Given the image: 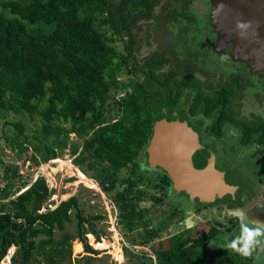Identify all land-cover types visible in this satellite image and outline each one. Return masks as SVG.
<instances>
[{"label": "trees", "instance_id": "1", "mask_svg": "<svg viewBox=\"0 0 264 264\" xmlns=\"http://www.w3.org/2000/svg\"><path fill=\"white\" fill-rule=\"evenodd\" d=\"M159 1L2 0L0 5V121L8 112L27 115L30 120L35 115L38 118L31 130L22 119H4L0 131L5 142L18 156L30 151L25 160L31 167L68 151L84 175L95 180L103 192H112L118 223L132 245L159 237V229L151 225L140 204L160 203L162 196L156 193L163 194L172 181L160 168L163 174L149 182L140 172L138 158L141 153L147 157L146 147L162 106H173L170 93L160 98L152 86L154 81L171 92L168 77L161 80L153 73L154 64L165 60L148 56L135 63V72L145 73L142 80L118 82L116 77L127 70L134 24L152 18ZM117 41L123 44L124 52L114 46ZM189 76L185 72V86H189ZM175 86L178 97L180 81ZM230 98V91L224 88L215 97L213 102L222 108L210 132L221 135L224 123L229 122L240 129L241 146L264 147V121L237 120L226 110ZM190 109L195 113L192 106ZM203 110L209 114V106ZM71 134L81 143L72 140ZM17 168L12 174L5 172L7 179L0 185V261L10 246H15L10 264H26L39 254L46 263H53L54 232L72 220L80 251L97 254L90 240L91 236L96 242L105 238L96 228L103 216L84 214L78 194L54 209H42L54 190L42 176L12 190L16 178H21ZM124 169L127 173L120 178ZM22 187L25 189L19 192ZM178 194L189 198L182 190ZM228 203L234 208L243 204L235 197ZM130 232H134L132 237L127 234ZM191 233L186 229L169 235L167 246L154 249L153 257L126 254L142 260L141 264H204L220 230L211 225L203 234ZM40 236L46 238L37 240ZM243 262L233 258L224 264Z\"/></svg>", "mask_w": 264, "mask_h": 264}, {"label": "rangeland", "instance_id": "2", "mask_svg": "<svg viewBox=\"0 0 264 264\" xmlns=\"http://www.w3.org/2000/svg\"><path fill=\"white\" fill-rule=\"evenodd\" d=\"M115 1L118 2V0ZM173 3L174 0H162L155 7L153 20H155L154 23L156 25L166 21L168 18L167 14L175 8L172 5ZM206 3H208L207 0H191L192 8L190 9L194 12L190 13L193 14L195 20H204L206 18L208 11ZM185 8L186 5L178 7L179 10H184ZM136 24L134 34L138 44L133 48L134 55L141 61L145 54L154 53L155 55L158 54V57H162L161 53L163 52L161 51L158 37L160 35L152 33L156 25L142 21ZM114 46L119 51L124 49L120 41L116 42ZM158 73L162 74L161 71ZM119 76L121 79H127L128 76L130 78L133 76L141 77L139 73L133 74L128 70L122 71ZM257 88H261L260 85ZM231 107L232 114L237 120L264 121V91H260V96L257 95L256 91L246 92L243 94L241 101L236 99L231 102ZM4 119L10 121L22 119L29 130L33 128L34 122L38 120L36 115L33 120H30L27 115L15 116L12 112L6 113L0 124ZM8 132L11 133V130ZM221 132L220 137L208 136L207 142H210L216 149L217 168L224 172L225 179L229 184L237 187L234 196L231 195V198L224 197L220 201L211 203L192 202L184 194H178V191L173 190L172 186H167L163 194H160L161 192L156 193L162 196L160 203L153 204L151 201H144L140 204L148 212L146 215L147 218H151V225L159 229V237L147 243H142L139 240L136 245L130 244L119 223L116 224V233L118 234L115 235L109 230L108 204L111 201L112 192L110 194L103 192L93 179L91 180L94 182V187L87 184L88 182H84L77 175L78 167L73 164L72 156L67 153L68 151L52 159L53 161L50 160L39 166L31 167L29 162L25 160L31 152L27 151L18 156L17 153L10 150L2 131H0V185L7 179L5 172L8 171L9 174H12L15 166L18 167L17 174H20L21 178H16L17 180L14 181L15 185L11 187L12 190L23 184L29 185L37 175L49 172L52 175L49 177L52 180L49 188L54 190V194L43 202L42 209L50 208L55 204L58 205L70 196L78 194L83 213L87 215L96 213L103 216L100 221H97L96 228L99 234L109 238L111 243H116L119 252H121V254L119 253L120 255L114 252L115 247L109 246V242H104V245L102 243L96 244V241L91 236V247L98 250V253L94 255L84 254L82 248L80 251L78 240L75 238V221L72 220L66 223L63 230H55L54 232V243L51 245L50 255L53 263L50 264H141L143 263L142 260L131 259L126 252L141 257L144 256V258L153 257L154 249L167 246V237L169 235L191 229V234L197 236L205 233L211 225H215L220 230V233L214 241L213 248H211L209 259L204 264H224L227 260L233 258L237 262L244 261L243 264H264V251L257 249L251 257H242L232 250L224 248L228 240L239 234L238 221L233 217L227 216L225 209H244L250 220L258 219L264 221V147L257 145L241 146L239 143L240 129L233 124H225ZM71 139L76 143H81V140L73 134H71ZM145 157L144 153H141L138 158L141 166L140 172L144 173L149 182L154 181L155 177L158 180V175L163 174L162 170L148 165L146 162L147 157ZM56 159L58 161H54ZM126 173L125 169L121 170L119 177H124ZM24 189L25 187L20 188L19 192ZM152 191L154 190L152 189ZM19 192L17 191L16 195ZM234 197L241 200L243 204L236 208L232 207L228 202L233 200ZM127 234L132 237L134 232ZM120 237L127 243V246H130L129 248L123 247ZM43 238L46 237L40 236L37 240ZM106 244L109 247L103 249L104 247L102 246L106 247ZM10 248L15 250L14 246ZM85 255H87L86 258L84 257ZM5 262L1 264H6ZM26 264L48 263L39 254V256L35 255L32 260L27 261Z\"/></svg>", "mask_w": 264, "mask_h": 264}, {"label": "flooded vegetation", "instance_id": "3", "mask_svg": "<svg viewBox=\"0 0 264 264\" xmlns=\"http://www.w3.org/2000/svg\"><path fill=\"white\" fill-rule=\"evenodd\" d=\"M211 1L207 0L206 6H208V11L204 20H195L193 14L190 13L194 12L190 9L192 8L191 0H174L172 5L175 8L167 14L168 18L166 21L159 25L154 23V12L152 18L141 20L142 22L156 25H153L154 30L151 32L160 35L156 34L159 37V44L163 52L161 53L162 57H158V54L155 55L154 53L150 55L145 54L142 57V61L148 56L150 58L165 60L162 63L154 64L153 73L161 80L165 76L168 77L171 92L154 81L152 86L153 90L156 89L160 98L165 96L164 94L170 93L171 97H168V99L172 101L173 107L162 106L161 109H171L175 111L178 117L190 121L197 132V144L216 154V149L210 142H207L208 136H221L214 135L209 129L222 108L221 105L213 102L215 97L218 96V92L222 91L223 88L230 91L231 98L226 103V110L232 113L231 102L236 99L237 101H241L244 93L256 91L257 95L260 96V91H264V72L249 69L244 62L233 58L230 53L231 48H233L232 36L228 37L226 31L223 32L222 27L219 26L220 24L210 19V12L212 10ZM179 3L181 6L186 5V8L179 10ZM183 12H187V14H182ZM136 25L135 23L132 28L134 35L133 48L138 44L134 34V27ZM133 48L132 55L127 59L126 69L130 73H139L141 75L140 78L137 76L131 78L142 80L145 73L135 72L134 67L135 63L140 64L142 61L134 55ZM120 52H124V49ZM160 71L162 74L158 73ZM185 72L190 74L188 79L189 86H185L182 83L185 80ZM119 77V75L116 77L118 82L130 79V76L127 79ZM178 81L181 83V92L176 97L177 88L175 85ZM258 85L261 88H257ZM112 93L114 95V92ZM191 106L195 110V113L191 112ZM206 106H209L208 115L203 110ZM227 123L229 122H225L224 125ZM191 201L194 202L195 200L191 199Z\"/></svg>", "mask_w": 264, "mask_h": 264}, {"label": "water", "instance_id": "4", "mask_svg": "<svg viewBox=\"0 0 264 264\" xmlns=\"http://www.w3.org/2000/svg\"><path fill=\"white\" fill-rule=\"evenodd\" d=\"M211 4L210 19L232 36L233 58L264 72V0H212ZM197 139L190 121L171 109H160L146 147L148 165L164 170L174 190L184 191L189 199L211 203L234 195L237 187L216 167V155L200 147Z\"/></svg>", "mask_w": 264, "mask_h": 264}, {"label": "clouds", "instance_id": "5", "mask_svg": "<svg viewBox=\"0 0 264 264\" xmlns=\"http://www.w3.org/2000/svg\"><path fill=\"white\" fill-rule=\"evenodd\" d=\"M225 213L238 221L239 234L228 240L224 248L242 257H251L257 249L264 251V221L250 220L244 209H225Z\"/></svg>", "mask_w": 264, "mask_h": 264}, {"label": "built area", "instance_id": "6", "mask_svg": "<svg viewBox=\"0 0 264 264\" xmlns=\"http://www.w3.org/2000/svg\"><path fill=\"white\" fill-rule=\"evenodd\" d=\"M56 160L58 161V159H56ZM56 160H54V161H56ZM39 176L44 177L47 186L51 187L50 184L52 183V180L49 177H51L52 175L49 174V172H47L46 174L37 175L36 178L39 177ZM108 205H109V207H108V217H109V225H110V227H108V228H109V230H111V232H113V234L116 235V234H118V233H116V224H118L117 210H116V207H115V205L113 204L112 201H110ZM122 244H123V247H127V248L130 247V246H127V243L123 239H122ZM13 253H14V249L11 250V248H9L7 253H6V255L1 259L0 264L4 263L5 261H6L5 262L6 264H9Z\"/></svg>", "mask_w": 264, "mask_h": 264}, {"label": "bare ground", "instance_id": "7", "mask_svg": "<svg viewBox=\"0 0 264 264\" xmlns=\"http://www.w3.org/2000/svg\"><path fill=\"white\" fill-rule=\"evenodd\" d=\"M57 161V160H56ZM62 161V160H61ZM64 161V160H63ZM66 162H68V161H66ZM67 165V164H66ZM77 175L84 181V182H88L87 184H89L90 186H92V187H94L95 185H94V182L91 180V179H89L86 175H84L79 169H77ZM89 186V187H90ZM107 241V240H106ZM108 243V242H107ZM105 243L103 242L102 243V245H104ZM107 245V244H106ZM115 245V246H114ZM114 245H113V247H115V251L114 252H117V254H121V252H119V248L117 247V245H116V243H114ZM102 247H104V246H102ZM119 254V255H120Z\"/></svg>", "mask_w": 264, "mask_h": 264}, {"label": "crops", "instance_id": "8", "mask_svg": "<svg viewBox=\"0 0 264 264\" xmlns=\"http://www.w3.org/2000/svg\"><path fill=\"white\" fill-rule=\"evenodd\" d=\"M112 239H113V236H112ZM107 240V241H106ZM103 242H109L110 245L109 246H113L114 243H111L110 239L109 238H101V240L99 242H96V244H100V243H103ZM80 244V243H79ZM109 246L106 245V247L104 246L103 249H107ZM115 246V245H114ZM122 251V250H121ZM113 253V252H111ZM84 254H87V253H84Z\"/></svg>", "mask_w": 264, "mask_h": 264}]
</instances>
